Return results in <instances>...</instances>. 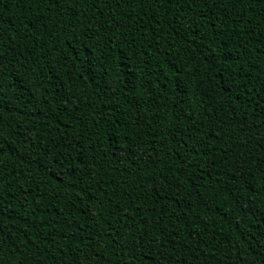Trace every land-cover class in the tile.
<instances>
[{
	"label": "trees",
	"instance_id": "obj_1",
	"mask_svg": "<svg viewBox=\"0 0 264 264\" xmlns=\"http://www.w3.org/2000/svg\"><path fill=\"white\" fill-rule=\"evenodd\" d=\"M0 144V264H264V0H0Z\"/></svg>",
	"mask_w": 264,
	"mask_h": 264
},
{
	"label": "snow or ice",
	"instance_id": "obj_2",
	"mask_svg": "<svg viewBox=\"0 0 264 264\" xmlns=\"http://www.w3.org/2000/svg\"><path fill=\"white\" fill-rule=\"evenodd\" d=\"M92 59L94 60L95 58L93 57ZM106 83H108L109 87H115V84L113 82H106ZM3 151H4V146L3 144H0V153H3Z\"/></svg>",
	"mask_w": 264,
	"mask_h": 264
}]
</instances>
